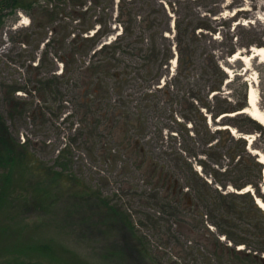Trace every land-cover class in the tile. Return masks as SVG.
<instances>
[{
    "label": "rangeland",
    "instance_id": "obj_1",
    "mask_svg": "<svg viewBox=\"0 0 264 264\" xmlns=\"http://www.w3.org/2000/svg\"><path fill=\"white\" fill-rule=\"evenodd\" d=\"M55 2L50 1L51 5H55ZM118 3L119 0H102L95 15L92 12L93 16L103 21L101 29L104 30L106 24L105 27L110 31L101 39V44L113 41L121 35L122 27L127 26L124 24L127 20L125 13L118 16V7L122 6L123 0ZM124 3L119 13L122 10L133 13L134 33L143 40L140 45L134 42L133 47L141 46L143 52L124 47L116 50L115 59L118 61L113 60L115 77H104L105 82L101 85L108 93L105 95L102 92L108 96V101H104L103 112L107 113L105 117L99 118V125L94 123L97 117L86 112L83 105L85 95L82 91L87 87L89 78L82 71L70 77L72 80L68 88H60V103L46 105L35 98L37 92L34 95L22 92L15 94L21 98L17 102H27L29 105L14 120L8 118V106L0 101V114L6 120L10 133L21 144L28 143L30 153L37 160L48 167L53 166L58 152L63 150L59 162H68L69 171L94 190L93 197L86 200L74 198L73 193L79 192L78 189L70 191L66 188L60 196L57 191L45 188L51 196H55L54 207L47 208L44 213L26 211L9 225L1 222L0 230L6 241L0 242V253L6 251L7 245L14 249L15 245L19 247L27 242L21 252L27 253L29 246L37 244L48 250L45 252L47 258L40 264H232L221 257L223 254L219 251L220 246L235 251L237 246L218 234L206 222L207 218L202 216L200 219L196 217L193 208H185L181 196L179 203L182 207H169L168 203L174 197L169 193L171 186L167 189L169 192L165 191V186L162 187L155 177L157 168L163 167L167 175L177 179L178 188L183 187L184 191L189 188L193 192L192 201H195L194 183L177 156L185 148L196 152L195 158H188L193 171L214 186V172H205L200 162L220 172L223 171L221 168L231 169L234 164L225 157H222L220 167L214 164L215 156L225 152L218 146L223 140L218 131L227 128L230 135L233 132L236 138L248 137L245 140L246 149L252 156L264 157L263 125L243 114L256 125L237 119L236 125L246 131L240 132L227 125L234 123L236 117L218 116L220 108L227 106L225 101H231L234 106L240 97L241 82H246L248 88L253 87L257 91V106L264 113V99H261V95L264 97V63L259 58L248 62L229 60L234 55L230 54L231 51L247 57L251 54L247 45H254L251 48L264 46V0H124ZM46 4V0H40L41 6L45 7ZM90 4L87 3V6ZM61 7H65L66 11L72 9L67 2ZM176 20L186 30V42L180 54L176 50ZM84 21L88 23L87 19ZM4 22L0 30V100L3 84L10 85L12 80H17L29 87L34 83L38 76L34 75L32 64L28 68L23 65L31 62L32 56L43 58V62L46 50L42 47L35 49L34 44L37 42L26 47L12 42L13 37L20 42V35L34 30L38 22L35 16L32 18L18 12L15 21L7 17ZM64 22L69 24L70 31L77 32L80 28L78 22L71 18ZM147 23H150V27ZM55 24H60V21ZM36 30L42 33L41 43L44 44L48 38L53 40L48 28ZM152 36H155L160 57L157 63H150L148 68L143 65L146 63L145 56L151 54L147 45L152 43ZM37 38L38 35L34 40ZM83 45L89 47L88 44ZM67 49L70 50L69 47ZM48 51L55 68L44 66L41 75L52 72L60 75L65 68L71 69V59H68L67 66L58 58L65 55L63 50L56 51L50 47ZM91 51L87 56H75L77 63H74V67L80 63L87 65L96 58L101 59L102 55L93 58ZM208 54L215 57L221 69L226 68L228 71L226 73L222 69L226 80L221 85L218 84L219 75L208 60ZM178 57L183 60L179 68ZM189 64L190 69L187 68ZM79 75L85 83L81 81L76 87L74 84ZM166 83L168 85L164 86ZM215 85L220 86L223 95L217 96L218 99L212 98V95L206 98L209 87ZM204 102H207L210 113H206L203 108ZM191 104H201L203 109H200L207 120L206 127L200 116L192 110ZM118 109L122 114L114 116L113 111L116 110V113ZM91 111H95V108H91ZM128 113L132 119L126 117ZM187 118L192 119L193 125L188 123ZM120 124L124 125L127 133L120 130ZM193 132L197 136L191 139L194 137ZM209 135L213 139L206 145L205 140ZM136 141L137 146H134ZM227 145L232 146L229 143ZM140 149L144 152L142 157L138 154ZM246 161L247 158L242 157L239 162L244 164ZM150 167L154 170L152 176ZM263 172L261 181H258L259 189L248 186L251 191L246 192L255 204L256 200L264 203ZM12 173L8 182L10 180L15 194L37 196L32 189L28 190L29 179L22 169ZM155 193H159L161 200L153 198ZM246 193H240V198L234 201L239 207H249L248 199L243 198ZM98 197L116 205L128 215L139 237L136 238L138 241L121 221L116 220V217H107L102 212L103 204L97 200ZM199 210L204 212L201 208ZM260 210L264 213V207ZM148 216L153 219L149 220ZM198 222L202 227L194 230ZM212 243L216 246L213 247ZM142 247L149 257L141 254ZM241 247L240 251L250 253L244 245ZM15 251H18L17 247ZM259 256L262 258L264 254Z\"/></svg>",
    "mask_w": 264,
    "mask_h": 264
},
{
    "label": "trees",
    "instance_id": "obj_2",
    "mask_svg": "<svg viewBox=\"0 0 264 264\" xmlns=\"http://www.w3.org/2000/svg\"><path fill=\"white\" fill-rule=\"evenodd\" d=\"M46 1L47 4L45 7H43L40 5V0H0V30L4 27L5 18L10 17L12 21H15L17 19L18 12L28 14L32 18L35 16L36 19H38V22L34 25V30L30 31V33L20 35V42L16 41V38L13 37L12 42L16 44H22L23 47H26V45L30 43L37 42V44L33 43L35 49H39L40 47L46 49L43 55V62H41V59L43 58L32 56L30 58L31 62L28 61L23 65L25 68H28L30 64H32V70L35 71L34 75L36 77L38 76V78L34 80V83L29 87L22 85L17 80H12L10 85L3 84L1 96L2 99L0 101H3V103L8 106L6 110V115L8 118L14 120V117L21 115V112H25L24 110L29 105L26 104L27 102H17V99L21 98H18L15 96V94L22 92L24 94L33 93L34 95L37 92L38 95L37 97L35 96V98L38 101H42L46 105H48V103L53 105L60 103L62 102L60 97V88H68L72 80L70 77H75V73L78 74L80 71H82L84 73L83 75L89 78V82L86 84L87 87L84 89V91H82V94L85 95L83 105L86 109V112L92 114L93 117H97L94 119V123L95 125H99V118L105 117L107 113L106 111L103 112L104 101H108V96H105L108 93L106 90H104L105 87L102 88L101 85L103 82H105L104 77H115L113 60H116V50L120 48L122 49L124 47L126 49H137L143 52V47H133L134 42H138L139 45L143 42V40L140 38V35H136V33H134V15L131 11L123 12L122 10V13H119L121 5H118V16L121 17L125 13L124 17H126L127 20L124 24H127V26L122 27L123 31L121 35L116 37L113 41L101 44V39L110 32L109 29L105 27L106 24L104 25V30H102L101 25L104 24L103 21L93 16V14L96 12V8L101 4L102 0H56L55 5H51L50 1L52 0ZM66 2L72 7V9L66 11L65 7H61V5L66 4ZM90 2L92 4L87 6V3ZM120 2L121 0H119L118 4H120ZM124 5L125 3L123 0L121 7L123 8ZM92 17H95V19L92 20ZM69 18L78 22V26H80V28L77 29V32H74L73 30L70 31L69 24L64 22ZM85 19L88 20L87 24L86 21H84ZM58 21H60V24H55ZM97 25L100 26L96 28ZM147 26L150 27V23H147ZM47 28L50 30L53 40H50L49 38L45 39L46 42L43 44L41 43L42 33H39L36 29L45 30ZM175 30V38H177L176 50L178 54H180L185 46L183 43L186 42V30L182 28L178 20L175 21ZM37 35L38 38L34 40ZM43 38H45V36ZM83 43L86 45L88 44L91 48L89 49L88 46H84ZM100 44L101 46L99 47ZM253 46L254 45L250 44L247 45V48H251ZM50 47L52 49L54 48L56 51H64L65 55L63 57L58 56V58L67 66L68 59H71L69 61L71 63L70 70L65 68L64 72L60 75H56L53 72L51 74L41 75V69L44 66L49 67L51 65V69L55 68L53 60L51 61L49 58L51 53H49L48 49ZM68 47L70 50L67 49ZM85 47H88V49ZM147 47L150 49L151 54L145 56L144 60L146 63L143 66L149 68L151 65L150 63H157L160 57L159 48L157 43H155V36H152V43L147 45ZM243 48L246 47L243 46ZM90 51L93 52V58L97 57V55H102L101 59L96 58L91 63H89L91 64L90 66H88L89 64L85 65L80 63L79 66L74 67V63L76 62L75 56H87ZM230 54H235V52L231 51ZM208 55V60L212 64L217 76L219 75L218 84L221 85L223 84V81L226 80V75L218 66L215 57L211 54ZM179 57L177 66L178 68L181 66L183 61L182 58ZM20 58H22V55ZM190 67L191 64H189L187 68L190 69ZM182 69L185 68L182 67ZM80 76L81 75H79V79L77 81L75 80L74 85L76 87L81 84L82 79ZM167 85L168 84L166 83L164 86ZM219 85L209 87L206 98H208L209 95H212L211 97H215L216 99H218L217 96H222L223 94L221 93L222 91L220 90ZM239 85L240 97H238L234 106H232L233 104L231 101H225L227 106L224 109L220 108V114L218 116L224 115L222 118H225L232 114V117H236V119H234V123L231 122L227 125L235 127L240 132H246L236 125L235 121H238L237 119H241L253 126L256 125V123L242 113V110L247 107L246 97L248 86L246 82H241ZM102 92L105 93V95H103ZM261 99H264L263 95H261ZM202 104L206 113H210L207 102ZM191 106L192 110L200 116L203 125L206 127L207 120L206 116L202 114L201 109L203 108L201 107V104H197V106L191 104ZM107 107H109L108 104ZM91 108H95V111H91ZM115 111L116 110L113 111L114 116H116L117 113L122 114V111L119 109L116 113ZM130 116L131 115L128 113V116L126 117L132 119ZM187 120L188 123L193 125L191 121L192 119L187 118ZM116 122L117 121H115V123ZM136 122L138 125L140 124L137 117ZM122 125L123 124H120V130L125 132L126 130L123 127L124 125ZM127 132L128 131H126V133ZM205 132L208 134L207 130ZM218 133L221 134L223 138L220 145L218 146L221 148V150H225V152L215 156L216 158L214 164L217 166V168L220 167V161L222 160V157H225L232 161L234 165L231 167V169L221 168L223 171L220 172L215 169L212 170L206 163L200 162V165L202 166V169L205 170V172H208L209 174H211L212 171L214 172V176L212 175L214 186L211 185L212 183L209 184L204 181L195 171H193L190 164L191 162L188 161V158H195L196 152H194L192 149L185 148L182 151L184 154L180 153L177 156V160H182L184 168H186L188 171L189 178L194 183L193 186L196 196L195 201H192L194 198L193 192L190 191L189 188L186 191L191 199L190 208H193V212L196 214V217L202 219V216H204V218H207L206 222L213 226L218 234L225 236L226 239L235 244V246L244 245L246 248H248V250H250V253H243L242 251H235L227 247L221 248L220 246L219 251L223 254L221 257H224L226 262H230L232 264H264V260L259 256L260 254H264V213L258 206H256L249 193H246V196L243 197L248 199L247 201L249 203V207L246 205L244 207H239L234 202L236 199L240 198V194H237L234 191H242L248 186H251L255 190L259 189L258 181H261L262 179L264 167L260 162H258V158H255L247 151L246 141L242 137L236 138L235 136L230 135L228 129L220 130ZM193 135L194 137H191V139L197 136V134H194V132ZM212 139L213 136L209 135L208 139L205 140V144H210ZM227 143L232 144V146H228ZM27 144L28 143L26 142L21 144L17 138H15L12 133H10L9 128L6 125V120H3V117L0 114V223L5 222L6 225H9L10 223H13L14 220H18L21 214L26 211L33 210L44 213L47 208L54 207L56 203V201H54L55 196H51L49 191L45 188H51L53 191H57L59 195L61 194V191H64L66 188L70 191L78 189L79 192L73 193L74 198H86V200H88V197H93L94 190H92V186L89 184L85 185L80 179L72 174L69 171L70 166L68 167V162H59L63 150L58 152V158L55 160L56 163L53 164V166L48 167L41 161L37 160L30 153ZM211 146L212 145H210V147ZM138 154L142 157L144 152H142V150H138ZM184 156L188 157L185 158ZM242 157L247 158V161L244 164L239 162ZM162 168L163 167L157 168V174L155 178L156 181L161 182L163 185L162 187L165 186L164 190L167 191V179L170 178L176 183H178V181L177 179L173 178L172 175H167V173H165ZM20 169H22V172L24 171L25 175L28 176V190L30 191L32 189L34 193L37 194V196L27 197L24 195H18L13 192V188L11 189L10 180L13 175L12 172ZM153 174L154 170L150 167V176ZM8 178L10 179L9 182ZM158 182L154 185H157ZM38 188L39 190H37ZM182 188L183 187L180 189ZM218 188L220 189L218 190ZM230 189L233 191H226ZM169 191L167 192L171 194V188ZM155 194L156 195H154L153 198L161 200L159 193ZM177 198L178 201L175 202ZM179 199L180 198L175 195L172 198V201L168 203L169 207L173 209H177L178 205L179 207H182V205L179 203ZM97 200L103 204L101 210L104 214H106L107 217H116V220L118 219L124 226L129 228L132 237L135 240H137L136 238H139L135 234V228L133 227L132 221L128 215H126V213L120 211L116 205L110 204L109 201L100 199V197H98ZM183 206L188 208L186 204ZM200 208L204 212H200ZM158 216L160 217L161 215L158 213ZM148 218L149 220L153 219L151 216H148ZM155 224L157 223L155 222ZM200 225L201 223L198 222L194 225V228H192L194 230L200 229L202 227ZM2 236L3 231L0 230V242H5V237ZM26 244L27 242L20 244L19 247L18 245H15V248L17 247L18 251H15V248L13 249L12 246L9 247V245H7L6 251L0 253V264H40L45 258H47V256H45V252L48 250L40 244L29 246L27 253L21 252V249ZM215 246L216 245L214 244L213 247ZM140 251L143 256L146 258L149 257L144 247H142ZM251 251L253 253H251ZM215 254L218 255V253Z\"/></svg>",
    "mask_w": 264,
    "mask_h": 264
},
{
    "label": "bare ground",
    "instance_id": "obj_3",
    "mask_svg": "<svg viewBox=\"0 0 264 264\" xmlns=\"http://www.w3.org/2000/svg\"><path fill=\"white\" fill-rule=\"evenodd\" d=\"M251 54L250 56L247 57H242L240 56L239 52H236L233 57L231 59H229L230 61L232 60H241L243 62H248L253 58H259V61L264 63V46L260 47V48H251ZM225 72L227 73L228 71L226 70V68H224ZM248 104L247 107L242 110L243 114H247L249 117H251L253 120H255L256 122H258L259 124L264 126V113L258 108L257 103H258V95H257V91L253 88V87H249L248 89ZM232 116V114L230 115ZM233 133V132H232ZM234 134V133H233ZM246 139H248V137H245ZM256 154V153H255ZM258 161L264 165V157L263 156H259ZM264 174V172H263ZM251 189L249 187H246L245 189H243V191H241V193H246V192H250ZM256 202L258 203V205L260 206V208H263L264 203L260 202L259 200H256ZM239 249H242V247H238Z\"/></svg>",
    "mask_w": 264,
    "mask_h": 264
},
{
    "label": "flooded vegetation",
    "instance_id": "obj_4",
    "mask_svg": "<svg viewBox=\"0 0 264 264\" xmlns=\"http://www.w3.org/2000/svg\"><path fill=\"white\" fill-rule=\"evenodd\" d=\"M134 146H137V143H136V142L134 143ZM140 150H141V149H140ZM163 182H164V181H163ZM170 186H171V194H172V196L177 195L179 198H180V196H181V198H182V200H183V203L186 204V206H187L188 208H190V206H191V201H190V197H189L188 193L186 192L187 190L184 191V190L178 188L177 183L174 182V180H172V179L169 178V179L166 180V189H169ZM182 191H183V192H182ZM179 200H180V199H179ZM177 201H178V198L176 199L175 202H177ZM214 244H215V243H212V245H214Z\"/></svg>",
    "mask_w": 264,
    "mask_h": 264
},
{
    "label": "water",
    "instance_id": "obj_5",
    "mask_svg": "<svg viewBox=\"0 0 264 264\" xmlns=\"http://www.w3.org/2000/svg\"><path fill=\"white\" fill-rule=\"evenodd\" d=\"M249 50L251 51V49H249ZM248 96H249V95H248V93H247V103H248ZM263 260H264V259H263Z\"/></svg>",
    "mask_w": 264,
    "mask_h": 264
}]
</instances>
